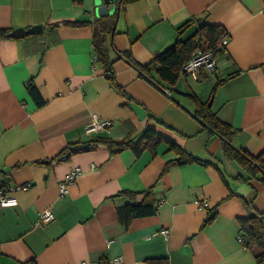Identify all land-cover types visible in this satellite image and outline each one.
<instances>
[{"label":"crops","instance_id":"1","mask_svg":"<svg viewBox=\"0 0 264 264\" xmlns=\"http://www.w3.org/2000/svg\"><path fill=\"white\" fill-rule=\"evenodd\" d=\"M199 17L228 37L214 74H182L171 86L126 61L149 64L178 37L195 35ZM98 18L94 0H0V29L44 28L0 39V188L31 184L9 194L16 206L0 207V264H257L239 241L240 221L264 213V172L251 177L225 157L190 95L233 128L235 148L264 165V0H135L117 20L109 15L111 75L94 58ZM93 120L110 126L87 131ZM147 129L163 139L155 149L111 155L95 143L138 142ZM164 140L198 161L169 164L178 155ZM68 146L76 152L57 160ZM75 168L81 173L61 194ZM145 194L159 204L156 214L125 225L119 210ZM46 209L54 219L44 224ZM211 210L214 221L202 227Z\"/></svg>","mask_w":264,"mask_h":264},{"label":"trees","instance_id":"2","mask_svg":"<svg viewBox=\"0 0 264 264\" xmlns=\"http://www.w3.org/2000/svg\"><path fill=\"white\" fill-rule=\"evenodd\" d=\"M133 1L135 0H115V3L117 7H119V10H121L125 7V5L132 3ZM87 23L89 22H65L64 24L81 26L87 25ZM94 24L96 25L93 33L94 58L96 62L101 63L105 67L107 72L106 74L111 75L114 61L111 59L107 42L108 37L112 34L114 22L112 18L107 16L98 18ZM187 25H189V23H186L184 26ZM197 25L199 29L195 35L186 40L178 37L170 48L158 53L149 64H137L130 56L124 54L127 59L126 61L135 65L139 69L142 76H147L151 80V74L155 72L161 81L174 86L180 76L184 74L183 67L185 63L191 58L194 51L201 43L204 42L205 45L208 46L207 48L215 50L216 59L219 55L224 54L226 51L225 47H219L222 40L227 37L220 26L207 25L205 22L198 23ZM10 38L9 29H0V39ZM111 47L113 46L111 45ZM118 55V57H122L121 54ZM231 77L220 81L218 85H221ZM27 85L29 94L38 105H41L43 101L35 86L31 82ZM190 96L197 105V111L195 113L196 117L204 124L205 128L209 130L211 135H217L221 139L225 157L228 160L238 162L246 168L251 174V177H254L258 171L264 172V165L262 163H258V161L261 160L260 156L255 157L249 154L246 150L237 149L233 146V128L229 124L219 120L214 113L210 112L206 104L198 101L196 96ZM162 141L163 139L159 134L151 129H147L144 131L138 142H133L131 140L113 141L110 139H98L95 143L106 145L109 148L111 155H114L128 149L138 153L141 151L143 146L148 149H155ZM164 141L169 145V149L178 155V158L171 161L169 164L185 165L198 161L187 154L175 143L168 140ZM89 149L90 148L87 147L85 150L87 151ZM75 152L76 151L73 150L72 147L68 146L59 153L57 160L68 161ZM262 181L264 183V178ZM121 194L128 196L130 199H134L136 197L134 193L130 192H122ZM158 208L159 204L154 203L153 200L150 199L149 195L145 194L144 200L141 204H127L124 208L119 210V214L121 216V221L127 225L130 220L134 218L155 215ZM216 214V211L211 210L202 227L212 223ZM240 230L244 240L243 246L246 249H251L255 252V260L257 264H264V213H252L241 219Z\"/></svg>","mask_w":264,"mask_h":264},{"label":"built area","instance_id":"3","mask_svg":"<svg viewBox=\"0 0 264 264\" xmlns=\"http://www.w3.org/2000/svg\"><path fill=\"white\" fill-rule=\"evenodd\" d=\"M228 44V37L224 38L222 42L219 44V47H226ZM217 68V59L215 58V50L203 46H198L194 51L191 58L185 63L183 67L184 74L195 75L200 70H207L211 74L216 72ZM110 126V122L103 121L97 122L93 120L88 126L87 131H93L97 129H107ZM2 173V169H0V174ZM81 173L80 168H75L72 170L59 185L61 194H65L68 190V187L72 185L78 175ZM31 184L24 185H12L7 187L6 189L0 188V207H13L18 204V200L10 196V193H15L17 191H27L30 188ZM41 223L44 224L50 223L53 219V213L51 209H46L40 214ZM164 235L167 234V231L162 232ZM240 242H243L241 238H239ZM120 260H114V263H120Z\"/></svg>","mask_w":264,"mask_h":264},{"label":"water","instance_id":"4","mask_svg":"<svg viewBox=\"0 0 264 264\" xmlns=\"http://www.w3.org/2000/svg\"><path fill=\"white\" fill-rule=\"evenodd\" d=\"M94 4H95L97 15L99 17H107L109 15L116 14V20H117L118 15H119V7H117L115 0H94ZM196 20L198 23H200L203 21V18L199 17V18H196ZM43 30L44 28L41 25L33 26L27 30L16 29L11 32L10 37L14 39H20V38H24L27 35H39L43 33ZM114 30H115V24L113 26L111 40L113 37ZM210 105H211V102L208 104V106L210 107Z\"/></svg>","mask_w":264,"mask_h":264}]
</instances>
